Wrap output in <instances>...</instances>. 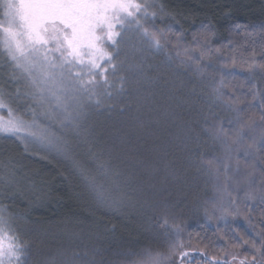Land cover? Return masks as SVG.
Masks as SVG:
<instances>
[{"label":"trees","instance_id":"trees-1","mask_svg":"<svg viewBox=\"0 0 264 264\" xmlns=\"http://www.w3.org/2000/svg\"><path fill=\"white\" fill-rule=\"evenodd\" d=\"M150 1L168 14L152 24L164 47L121 52L81 127L54 125L73 145L68 155L0 133V178L16 177L13 187L0 179V206L25 264H133L144 249L167 254L173 225L191 253L184 264H204L195 249L228 264L229 253L261 260L251 244L264 236V72L250 65H264V0ZM17 89L31 91L0 44V90L32 120Z\"/></svg>","mask_w":264,"mask_h":264},{"label":"snow or ice","instance_id":"snow-or-ice-1","mask_svg":"<svg viewBox=\"0 0 264 264\" xmlns=\"http://www.w3.org/2000/svg\"><path fill=\"white\" fill-rule=\"evenodd\" d=\"M151 6L142 5L137 0H0V7L4 9L3 19H0V44L13 69L22 73L31 88L24 93L17 89L14 97L32 116L31 121L14 116L11 97L6 99L0 90V111L8 113L7 118L0 116V133L35 139L68 155L73 148L71 141L49 133L46 127L39 125L38 119L46 120L49 125L58 123L62 129H78L89 110L101 105V90L111 87L107 74L117 71V65L113 63L115 57L105 46L116 48L114 37L121 34L115 29H124L126 22L138 25L147 47L163 48L160 36L144 28L137 18L138 13L155 16V13L148 12ZM200 58H204L203 53ZM255 68L264 72V65H250V70ZM11 79L14 83L20 82L14 74ZM260 107L264 112V97L260 99ZM261 119L264 120V116ZM33 127L39 128V133L31 131ZM219 132L227 135L223 124ZM86 178L95 183L94 178ZM0 179L5 187H13L16 183L12 172ZM98 198L109 207L115 203L107 202L102 193H98ZM261 200L264 201V194ZM10 219L7 208L0 206V264H25L27 247L19 242V236L10 227ZM167 224V219H164L161 226ZM172 227L177 239L172 242L171 237L165 234L169 240L167 254L144 249L138 254L140 259L134 260L133 264H184L185 257L191 261V253L184 251V242L178 239L179 226ZM261 248H264V236H261L260 248L255 242L251 244V249L261 255V260H242L240 264H264ZM194 251L204 256V264H228L226 260L208 256L201 249ZM61 264L106 262L93 257L89 260L68 259Z\"/></svg>","mask_w":264,"mask_h":264},{"label":"rangeland","instance_id":"rangeland-1","mask_svg":"<svg viewBox=\"0 0 264 264\" xmlns=\"http://www.w3.org/2000/svg\"><path fill=\"white\" fill-rule=\"evenodd\" d=\"M137 2L142 4V5L143 4L152 5L151 7L148 8V12L150 14L155 13V16H152V15L145 16L141 13L137 14V18L139 19L140 23L144 26V28H147L150 32H156V33L163 34V32H161L160 30H156L157 27L154 29V26L152 24L158 23V20L160 17L162 18V20H164V18L168 17V14L163 12L162 10L154 8V3H152V1H150V0H137ZM158 11H160V12H158ZM0 19H3V16ZM115 31L120 32V34H121V36L114 37V39L117 41L116 48H111V47L105 46L106 50L111 52L113 54V56L115 57L113 60L114 64H116L117 55H119L121 52H126V54L129 53V55L131 54L133 56V54L138 51L137 46L139 47V45H141L145 42L144 38L142 37L141 29L135 23H127L126 22V27L124 29L116 28ZM121 37H123V39H121ZM163 42H165L164 39H162L161 44ZM107 75H108L109 79L114 77V74L111 73V71ZM97 79H99V77H97ZM102 90H101V92H102ZM13 115L16 117H20L25 121H31V120H29L30 119L29 117H26V119H25V118H23L22 115L21 116L18 115L15 111H13ZM0 116L7 118L8 113L0 111ZM38 123H39V125L46 127L48 129L49 133H51V134L54 133V125L55 124L49 125L48 123L42 122L40 120H38ZM31 131H35V132L39 133L40 129L33 127L31 129ZM233 256H235V259H232V261L229 262V264H240V261H242V257L240 255H236V254H229L228 258H233Z\"/></svg>","mask_w":264,"mask_h":264}]
</instances>
